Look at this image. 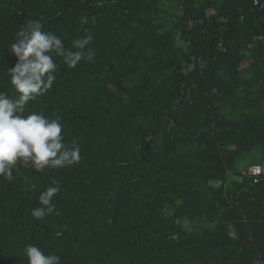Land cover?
<instances>
[{
    "label": "trees",
    "instance_id": "1",
    "mask_svg": "<svg viewBox=\"0 0 264 264\" xmlns=\"http://www.w3.org/2000/svg\"><path fill=\"white\" fill-rule=\"evenodd\" d=\"M28 20L69 48L92 35L96 55L57 58L30 102L81 160L0 177V264H28L27 244L61 264H264V0H0L10 95L7 50ZM53 180L59 214L37 221Z\"/></svg>",
    "mask_w": 264,
    "mask_h": 264
},
{
    "label": "clouds",
    "instance_id": "2",
    "mask_svg": "<svg viewBox=\"0 0 264 264\" xmlns=\"http://www.w3.org/2000/svg\"><path fill=\"white\" fill-rule=\"evenodd\" d=\"M81 23L87 24V17H82ZM92 40L93 36L86 34L73 39L69 48L61 36L45 31L39 20H28L20 26L7 50L15 57L6 73L12 94L0 91V177L11 182L17 164L44 172L80 162L81 148L75 140L65 142L61 118L29 111V107L30 102L52 89L57 79V58L73 69L81 61L94 62L95 51L87 47ZM60 191L59 182L53 180L40 192V206L32 210V217L40 221L54 212L58 215L52 201ZM24 255L28 264H61L60 256L46 255L34 244L25 246Z\"/></svg>",
    "mask_w": 264,
    "mask_h": 264
},
{
    "label": "rangeland",
    "instance_id": "3",
    "mask_svg": "<svg viewBox=\"0 0 264 264\" xmlns=\"http://www.w3.org/2000/svg\"><path fill=\"white\" fill-rule=\"evenodd\" d=\"M248 65V62H245L244 64H242V68H245ZM184 226L188 228L187 223H184Z\"/></svg>",
    "mask_w": 264,
    "mask_h": 264
},
{
    "label": "built area",
    "instance_id": "4",
    "mask_svg": "<svg viewBox=\"0 0 264 264\" xmlns=\"http://www.w3.org/2000/svg\"><path fill=\"white\" fill-rule=\"evenodd\" d=\"M260 1V0H259Z\"/></svg>",
    "mask_w": 264,
    "mask_h": 264
}]
</instances>
